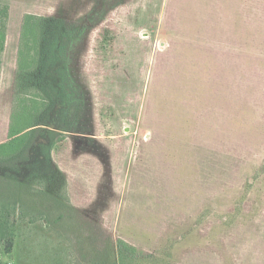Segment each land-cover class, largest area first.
<instances>
[{"label": "rangeland", "instance_id": "obj_1", "mask_svg": "<svg viewBox=\"0 0 264 264\" xmlns=\"http://www.w3.org/2000/svg\"><path fill=\"white\" fill-rule=\"evenodd\" d=\"M27 16L84 24L82 96L22 66ZM0 30V145L47 121L0 152V264H264V0H0Z\"/></svg>", "mask_w": 264, "mask_h": 264}, {"label": "trees", "instance_id": "obj_2", "mask_svg": "<svg viewBox=\"0 0 264 264\" xmlns=\"http://www.w3.org/2000/svg\"><path fill=\"white\" fill-rule=\"evenodd\" d=\"M84 28V24H79L78 22L76 23L74 21L64 19H37L32 16H27L24 20L21 36L22 39L20 43L19 55L21 56L20 58H22V60L20 59L22 62L20 61V63H22L23 66V58L25 55L24 48L28 47L29 45H33V47L37 48H35V50L33 49L35 52V57L33 60L41 61L43 75H46L48 71L52 72L53 75H57L58 73L62 72L64 86L72 91L74 96L76 94H81L82 96L81 90L74 84L75 82L70 76L69 59L72 51L73 41L83 33ZM36 31H39L38 36L34 35V32ZM31 36H33L34 39H31ZM23 75L24 74L20 76ZM26 75L28 77L24 83H26L27 86H31L36 83L40 86H43V76H40V79H36L37 77L35 73ZM21 82L22 79H19L18 75L15 80V84L17 86L15 89L16 91L19 90V84H21ZM57 87L59 88V86L56 85L55 90ZM46 91L48 92L51 101L54 102L55 98L52 89H49L48 87ZM24 110L27 111L29 109L27 106H25ZM25 111H21L19 113L16 112L12 116L9 135L11 137V142L0 145V152L11 153L13 155L11 159L14 160L18 158L19 154L23 155V159L27 158V152L32 149L33 144L39 137L38 127H41L47 123V121H45L46 119L43 120L39 114L33 116L31 113H29V115H27V112ZM82 111L83 110H80L79 112L82 113ZM72 112H74V109ZM118 248L121 253L130 254L131 257L137 255H144V257L146 256L144 252L122 240H119Z\"/></svg>", "mask_w": 264, "mask_h": 264}]
</instances>
